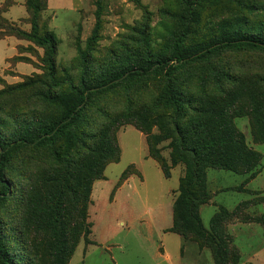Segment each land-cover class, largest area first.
<instances>
[{
  "label": "rangeland",
  "instance_id": "obj_1",
  "mask_svg": "<svg viewBox=\"0 0 264 264\" xmlns=\"http://www.w3.org/2000/svg\"><path fill=\"white\" fill-rule=\"evenodd\" d=\"M192 15L195 19L189 18L182 0H45L40 13L41 24L58 42V76L77 85L82 78L88 83L100 78L94 67H110L111 52L124 55L136 49L153 57L170 55L174 40L186 26L190 31L185 49L196 48L221 33L254 31L264 21V0H206L193 8ZM10 29L29 33L25 0H0V143L10 142L32 119L49 123L61 115V109L45 98L49 83L44 47L7 34ZM83 54L92 63L87 74L81 65ZM165 86L166 79L155 75L94 96L69 135L68 142L76 148L82 135H92L85 139L93 151L88 156L99 161H110L103 153L107 143L114 141L120 158L109 162L103 179L92 184L86 219L90 234L73 238L76 243L67 256L57 253L55 241L60 236L48 222L55 216L50 206L54 203L44 198L54 194L48 179L53 170L61 168L53 160V150L60 142L44 149L18 147L8 152L3 174L9 186L6 199L0 201V237L12 264H215L212 249L202 240L183 238L178 257L177 236L163 238L160 231L171 224L173 195L184 169L173 166L165 178L148 158L141 130L157 137L155 147L169 167V140L160 139L172 133L175 113L160 102ZM172 86L183 97L192 95L224 113L246 144L262 156V171L245 187L255 190V195L244 192L247 175L206 170V188L215 205L200 207L203 225L207 228L217 206L233 213L225 218L217 208L219 234L228 235L227 226L237 221H257L264 214V142L258 144L257 132L264 126V52L213 53L177 71ZM129 174L134 179L114 198ZM244 229L240 235L233 232L235 242L228 235L230 249L239 257L237 264H264L262 227L253 224L249 231ZM164 253L169 260L163 259ZM228 263L232 264L231 259Z\"/></svg>",
  "mask_w": 264,
  "mask_h": 264
},
{
  "label": "trees",
  "instance_id": "obj_2",
  "mask_svg": "<svg viewBox=\"0 0 264 264\" xmlns=\"http://www.w3.org/2000/svg\"><path fill=\"white\" fill-rule=\"evenodd\" d=\"M182 1L189 18L195 19L192 15L193 8L206 0ZM44 5L45 0H25L30 23L29 33L10 29L12 32L7 34L26 37L37 46L44 47V65L49 83L45 98L61 109V115L49 123L32 119L19 130L14 139L0 143V201L6 199L8 192L9 185L4 182L3 170L10 150L18 147L44 149L60 142L53 150V160L60 164L61 168L58 171L53 170L54 174L48 179L54 194L44 198L47 201L52 199L54 203L50 206L54 207L55 216L53 221L48 222L53 232L60 236L55 241L57 253L69 255L76 243L73 238L90 234L91 225L86 219L92 184L103 179L104 169L109 162L116 163L120 158V148L114 141L107 143L103 153L108 155L110 161H99L88 156L93 151L85 139L92 135H82V141L77 148L68 142L69 135L77 128L94 96L110 92L127 81L160 75L166 79L160 102L164 108L172 109L175 113L171 123L172 133L160 139L169 140V167L155 147L157 137L146 131L141 132L146 136L144 138L148 158L157 164L165 178H169L168 169L173 166L182 165L184 169L174 191L171 207L172 226L168 231L179 234L188 242L202 240L205 246L212 249L215 264H229L230 259L232 264H237L239 257L233 255L230 249V237L218 232L221 225L218 213L225 218L231 217L233 213L219 206L218 213L210 219L209 229H205L201 223L199 208L208 204L211 199V193L206 188V170H224L247 175L246 183L261 172L262 156L246 144L243 135L235 130L224 113L211 106H205L203 101L192 95L183 97L182 93L172 86V80L174 74L184 66L204 60L216 52L242 49L264 52V21L255 27L254 31L233 30L230 33H221L191 49L184 48L185 38L190 31V26H186L183 33L174 40L170 55L153 57L136 49L124 55L111 52L110 67H94L99 70L100 78L90 83L82 78L76 85L67 77L61 79L57 74L55 57L58 42L55 35L41 24L40 13ZM92 38L94 35L88 41ZM81 65L85 74L91 70L92 63L87 55H81ZM65 88L66 92H59ZM195 101L198 104L196 106L193 105ZM257 132L258 144H261L264 142V126ZM125 174L124 172L122 175ZM254 222L260 223L264 230V214ZM0 263L12 264L6 255L1 237Z\"/></svg>",
  "mask_w": 264,
  "mask_h": 264
},
{
  "label": "crops",
  "instance_id": "obj_3",
  "mask_svg": "<svg viewBox=\"0 0 264 264\" xmlns=\"http://www.w3.org/2000/svg\"><path fill=\"white\" fill-rule=\"evenodd\" d=\"M140 134H141V133H140ZM141 135H142V134H141ZM142 137L144 138L143 135H142ZM144 141H145V138H144ZM145 144H146V141H145ZM146 148H147V145H146ZM261 171H262V170H261ZM259 174H260V173H259ZM259 174H258V175H259ZM258 175H257V176H258ZM257 176H256V177H257ZM256 177H255V178H256ZM245 178H247V177H245ZM255 178H253V179L249 180L248 182H246V184H245V186H244V190H245L244 192H246V193H248V194H249V192H250V195H252V194L255 195V193H256L255 190L245 188L246 186H249V185L255 180ZM133 179H134V178H132V176H131V177H128V178L123 182V184H122L119 188L116 189V191H115L114 194H113V197L115 198L116 194L119 193V192L122 190L123 186H124V185H127V184H128L130 181H132ZM244 180H246V179H244ZM245 201H246V200H245ZM241 202H244V201H241ZM239 203H240V202H239ZM239 203H238V204H239ZM210 204L215 205L214 202H213V194H211V199H210V201H209V203H208L207 205H210ZM238 204H236V206H237ZM205 205H206V204H205ZM217 208H218V206H217ZM217 208H216V210H217ZM234 208H235V207H234ZM234 208H233V209H234ZM199 209H200V208H199ZM233 209H232V210H233ZM216 210H215V212L212 214V216L210 217V219H211V218L213 217V215L216 213ZM229 211H231V210H229ZM201 214H202V211H201V209H200V210H199L200 219H201ZM210 219H209V221H208V226H207V228L203 225V221L201 220V223H202V225H203V227H204L205 229H209V226H210ZM253 224H258L259 226L262 227V225H261L260 223H257V222H254V221H249V222H240V221H237V222H235V223H233V224H229V225L227 226L226 231H227L228 235L233 239V242H235V240H236V236L234 235V233H235V234H238V233H239V235H240L241 233H245L247 229H244V228H249V229H248V231H249L250 228H251V226H252ZM171 225H172V221H171V224H170V225L161 228L160 231H161V234L163 235V238H165V237L167 236V234H173V235L177 236V239H175V240H176V243H175V244H176V247H177V252H178V257H179L180 249H181V246H182V244H183V238H182L181 236L177 235V234H174V233H170V232L163 233V232H162V230H167L168 228H170ZM262 229H263V227H262ZM229 230H232V234L229 233ZM248 231H247V232H248ZM233 232H234V233H233ZM263 232H264V230H263ZM168 238H171V237H168ZM238 249H239V248H238ZM239 251H240V249H239ZM162 256H164L163 259L166 260V261L170 259L169 255H167V253L162 254ZM240 264H242V262H241Z\"/></svg>",
  "mask_w": 264,
  "mask_h": 264
},
{
  "label": "water",
  "instance_id": "obj_4",
  "mask_svg": "<svg viewBox=\"0 0 264 264\" xmlns=\"http://www.w3.org/2000/svg\"><path fill=\"white\" fill-rule=\"evenodd\" d=\"M0 153H1V150H0Z\"/></svg>",
  "mask_w": 264,
  "mask_h": 264
}]
</instances>
